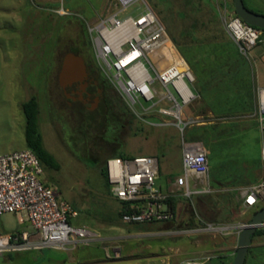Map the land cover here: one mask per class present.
I'll list each match as a JSON object with an SVG mask.
<instances>
[{
  "label": "rangeland",
  "instance_id": "rangeland-1",
  "mask_svg": "<svg viewBox=\"0 0 264 264\" xmlns=\"http://www.w3.org/2000/svg\"><path fill=\"white\" fill-rule=\"evenodd\" d=\"M242 1L248 9L264 15V0ZM61 4L68 15L57 14ZM145 6L181 44L172 49L161 46L148 56L157 73L169 68L175 59H183L192 69L198 59L199 62L243 60L253 72L264 73V40L245 55L226 31V22L235 16L232 0H139L122 15L136 16ZM119 10L118 0H0V155L27 149L22 105L34 97L38 105L37 130L43 147L58 163V169H43L40 180L78 212V218L70 221L71 226L87 228L98 236L88 244H74L71 238L72 242L65 246L68 251L62 255L47 248L4 253L1 264H178L191 258L194 246L203 239L202 235H173L179 227L172 224H123L117 217L120 203L110 196L101 175L104 162L120 150L128 158H157L163 179L166 176L162 154L181 153L180 131L172 125L165 128L152 125L162 122L152 112L143 116L144 121L138 119L97 64L87 28ZM68 53L82 57L111 85L106 90L108 103L101 109L110 112V121H119L116 111L126 117L134 115L132 121H121L116 140L106 147L102 140L103 127L98 124L101 110L98 116L96 112L91 114L95 121L90 126H84L89 131L86 141L82 124L90 114L80 105L67 103L60 74ZM151 76L155 78V73L151 72ZM152 87L159 92L157 81ZM163 120L170 122L168 118ZM184 136L183 140L189 142L187 131ZM233 136V141H246L241 150L247 155L245 159L254 160V165L260 153L259 179L263 182L264 158L260 149L264 147V134L261 136L254 129L235 132ZM226 155V151L212 152L209 160L212 185L229 187L242 180L239 170L247 164ZM197 196L190 199L193 207ZM19 215L24 224L19 223L18 215L0 216V236L28 225L26 214ZM253 251L250 248L248 255ZM209 264L219 263L214 260Z\"/></svg>",
  "mask_w": 264,
  "mask_h": 264
},
{
  "label": "built area",
  "instance_id": "built-area-1",
  "mask_svg": "<svg viewBox=\"0 0 264 264\" xmlns=\"http://www.w3.org/2000/svg\"><path fill=\"white\" fill-rule=\"evenodd\" d=\"M138 1L118 0L119 11L107 14L93 26H88L97 64L138 119L144 121L143 116L152 112L170 120L165 124L152 125H172L180 131L182 176L176 183L184 186V196L190 200L195 195L210 194L206 150L199 142L183 140L185 128L192 124V120L184 119V108L196 99L192 90L193 73L183 59H175L169 68L156 72L148 56L164 45L172 49L171 39L148 6L136 16L122 15ZM57 14L68 15L62 4ZM226 31L245 55L258 44L261 35L260 30L245 24L237 16L228 19ZM151 72L155 73V78ZM155 81L160 86L159 92L152 87ZM255 95L256 115L264 134V87H257ZM262 152L264 155V150ZM158 168L157 158L151 156L106 161L110 195L130 208L129 212L121 215L123 224L133 226L174 220V214L167 205L168 195L156 186ZM42 174L38 158L28 149L0 155V216L15 214L19 216V223H24L19 214L25 213L26 222L33 231L0 236V258L4 253L31 249L64 250L72 242L71 238L74 244L97 240L98 236L93 231L71 226L69 221L78 218V212L42 183ZM243 197L246 207L264 202V181L247 188ZM194 215L195 224L179 228L172 234L225 236L233 230L240 233L246 225L217 224L203 220L196 213ZM33 234L35 238H32ZM207 261L209 258L201 257L179 264H205Z\"/></svg>",
  "mask_w": 264,
  "mask_h": 264
},
{
  "label": "crops",
  "instance_id": "crops-1",
  "mask_svg": "<svg viewBox=\"0 0 264 264\" xmlns=\"http://www.w3.org/2000/svg\"><path fill=\"white\" fill-rule=\"evenodd\" d=\"M232 45L235 47L234 43ZM191 50L193 51V49ZM196 63L195 68H190L194 76L192 90L196 95V99L184 108V119L192 120V124L185 129L188 131L194 130L200 135L205 130L213 129V127L219 129L223 127L226 129L228 125H232L237 132H247L257 129V132L263 136L256 115L257 100L255 89L257 87H264V73L253 72L252 68L248 67L243 60L206 59L199 62L198 59ZM163 119L161 117L160 121L162 122L160 123L165 124L164 122L166 121ZM167 126L169 125L160 127L165 128ZM246 145V141L236 140L230 145H225L219 149L221 153L223 151L227 152V158L247 164L242 165L243 168L241 167L239 170V176L242 179L239 183L232 184L229 187L217 183L212 185L209 175L210 194H221L226 198L225 201L228 199L235 206L240 204L239 208L242 209L237 220L226 225L238 226L240 224H247L256 208V206L246 207L244 205L243 192L247 188L261 183L258 169L261 155L260 153L256 155V164L254 165L253 159L248 161L244 158L247 155L244 154L241 147ZM263 150L264 147L260 149L261 152ZM162 155V168L166 177L161 179L159 165L156 186L162 193L168 195V198L173 199L175 204L173 211L174 220L166 224H172L176 228L192 225L191 221L195 214L192 201L184 196V186L176 183L182 176V147L181 153L174 154L172 152L170 154L163 153ZM250 163L251 165L249 166ZM121 207L120 204V210ZM23 231L33 233L32 228L28 224L24 225L19 231H14L10 234ZM201 237L203 239L199 240L194 246L195 251L192 253L194 255H191V258L187 259L207 257L209 261L205 264H209L214 260L219 264H233L239 237L238 231L233 230L225 236L202 235ZM32 238H35L34 234ZM250 248H253L254 251L251 255L247 253L244 264H264V236L253 238ZM47 249L54 251L58 255H62L65 253L64 251H68L65 249Z\"/></svg>",
  "mask_w": 264,
  "mask_h": 264
},
{
  "label": "trees",
  "instance_id": "trees-1",
  "mask_svg": "<svg viewBox=\"0 0 264 264\" xmlns=\"http://www.w3.org/2000/svg\"><path fill=\"white\" fill-rule=\"evenodd\" d=\"M189 1H191V0H189ZM192 3L193 2H190V4H192ZM250 11H252V10H250ZM252 12L256 13L255 11H252ZM260 31H261V35L259 37L258 44H261L264 40V30H260ZM167 32H168L169 37L171 39V43L173 44L172 46L179 48V46H181V44L178 43L177 39L174 36L170 35L169 31H167ZM84 36H85V32H84ZM179 54L181 55V51H179ZM103 81L106 84V86L104 88L105 91L107 89H111V85L107 82V80H103ZM106 103H108V102H106ZM106 103H105V106L107 105ZM105 106L100 107V109L98 111H96L95 115H97V113H99L100 110L103 109ZM22 111H23V114L25 117V143H26V148L35 154V156L38 158L43 169H58V163L56 162L54 157L44 149L41 136L37 130L38 105H37L36 99L33 97L29 101L24 103L22 105ZM89 114H90V117H88V119H85L84 123L82 124V133H85L84 135H85L86 141H88L87 140L88 135L86 133H88L89 131L84 126H86V125L90 126L91 121H95L94 119H92L94 117L93 115H91L92 113H88V115ZM98 115L100 117L98 124H100L104 130V132H103L104 136H103L102 140L105 143V147H106V145L114 143V141L116 140L115 135H116V132L119 131L121 126H122L121 121H124V120H128V121L131 120L132 121V119H134L133 114L130 115L129 117L128 116L126 117L124 115L119 114L117 111H116V115L119 118L118 119L119 121L116 120L117 122L115 120L110 121V118H109L110 112L108 113V112H106V110H105V112L104 111L102 112V110H101V112ZM90 118L92 120H90ZM186 131H187V139L189 142H200L203 145V147L206 150V155H207L208 161L210 160V158L212 156V152L215 149L219 150L220 147H223L225 145H230L233 142L234 133L237 132L234 129V126H232V125H228V127L226 129H224L223 127L221 129L213 127V129L205 130L204 132L200 133V135H198L194 130L188 131L187 129H185L183 132V137H185L184 134ZM112 158H128V156L126 154H124L122 151L117 150L114 154H112L110 156L109 159H112ZM105 163H106V161L103 164L104 167H102V169H101V175L105 178L106 186H107V188H109L108 182H107L106 170H105ZM225 200H226V198H224V196H222L221 194L212 193V194L198 195L195 199V202H194V204H195V207H194L195 212L194 213H196L200 218H202L203 220H205L207 222H212V223H217V224L218 223H220V224H231L237 220L238 215L240 214L242 209L239 208L240 204L235 206V205H232L230 200H228V199H227V201H225ZM120 204L122 207H121V210L117 213V217L121 221V215L123 213L129 212L130 208L127 204H124V203H120ZM167 205H168L169 209L173 212L175 204H174L173 199H171L170 197L167 199ZM263 207H264L263 203H258L256 205L254 213ZM69 223H70V221H69ZM191 223L192 224L196 223L195 215H194ZM153 224H155V223H153ZM260 236H264V228L257 229L255 231L254 235L252 236V239L256 238V237H260Z\"/></svg>",
  "mask_w": 264,
  "mask_h": 264
},
{
  "label": "water",
  "instance_id": "water-1",
  "mask_svg": "<svg viewBox=\"0 0 264 264\" xmlns=\"http://www.w3.org/2000/svg\"><path fill=\"white\" fill-rule=\"evenodd\" d=\"M235 15L245 24L259 30H264V16L247 9L242 0H232ZM86 69L82 57L73 53L64 56L61 66V86L65 96L69 100L70 92H76L78 96H85ZM75 79L73 88L69 87L68 80ZM76 82V83H75ZM79 83V84H78ZM74 89V90H73ZM264 226V207L255 212L250 221L241 230L238 237L237 249L233 264H244L248 250L251 246L252 236L257 229Z\"/></svg>",
  "mask_w": 264,
  "mask_h": 264
},
{
  "label": "flooded vegetation",
  "instance_id": "flooded-vegetation-1",
  "mask_svg": "<svg viewBox=\"0 0 264 264\" xmlns=\"http://www.w3.org/2000/svg\"><path fill=\"white\" fill-rule=\"evenodd\" d=\"M78 56V55H77ZM86 73V95L78 96L74 90V92H70L71 96L69 100L66 98L68 105H80L86 112L94 113L100 109V107L105 106L106 103V91H105V82L94 71L90 66L86 64L84 61ZM75 79L68 80L67 83L70 85L69 87L73 88ZM76 83V82H75ZM79 84V83H78ZM75 87V86H74Z\"/></svg>",
  "mask_w": 264,
  "mask_h": 264
}]
</instances>
